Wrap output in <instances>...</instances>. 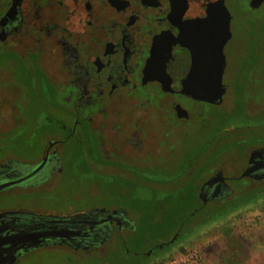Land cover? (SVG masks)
Instances as JSON below:
<instances>
[{
	"label": "flooded vegetation",
	"instance_id": "obj_1",
	"mask_svg": "<svg viewBox=\"0 0 264 264\" xmlns=\"http://www.w3.org/2000/svg\"><path fill=\"white\" fill-rule=\"evenodd\" d=\"M192 46L196 86L219 96L181 93ZM4 81L1 264L53 249L124 262L160 203L190 201L193 228L235 197L264 202V0H0Z\"/></svg>",
	"mask_w": 264,
	"mask_h": 264
},
{
	"label": "rangeland",
	"instance_id": "obj_2",
	"mask_svg": "<svg viewBox=\"0 0 264 264\" xmlns=\"http://www.w3.org/2000/svg\"><path fill=\"white\" fill-rule=\"evenodd\" d=\"M11 83L7 81L2 82V84L0 83V98H2L0 99V102L6 97L7 90L5 89H9V85H12ZM182 103L185 106H190L186 101H183ZM123 116L125 117L126 115L124 114ZM149 122H151L149 125H155V127H157V124L153 119L149 118ZM156 142L158 144V141L155 140V143ZM162 144L163 142H160L159 147H162ZM260 206L261 207H253V205H251L246 207L245 209L247 210L249 208L252 209L250 212H246L241 218H238L237 214L242 212L243 209L240 208L235 210L234 208L229 212L230 218L220 223V220L214 219L209 222L199 221L198 223H194V228H192L191 224L190 229L183 233L180 238V240H188L187 243L174 248L172 253L162 260L164 261L163 263L188 250H194L203 257L207 264H218L217 260L224 254V251H226L227 242L224 237V232L227 229H231L232 235L242 234L250 239L255 245L251 254L253 256L257 255L258 257H262V254H264V202ZM232 215L234 216L233 218ZM144 234V238H146L147 241L145 245L140 242L138 244H127L128 254L126 255V264H150L151 259L159 253V251L155 250L153 254L151 253L152 256H147V254L150 253L151 248L154 247V249H156V245L162 240H166L172 232L167 234L153 230L152 232H145ZM124 235L130 239L135 237V235L131 233H124ZM139 236L140 241L143 240L142 233H140ZM192 237L194 238L189 240ZM181 248L183 249V252L180 251ZM88 260V258H73L65 250L53 249L36 252L33 255L28 256L23 264H90L88 263ZM160 262L155 264H161Z\"/></svg>",
	"mask_w": 264,
	"mask_h": 264
},
{
	"label": "trees",
	"instance_id": "obj_3",
	"mask_svg": "<svg viewBox=\"0 0 264 264\" xmlns=\"http://www.w3.org/2000/svg\"><path fill=\"white\" fill-rule=\"evenodd\" d=\"M257 197H252L250 199H245L242 197H235L230 202L223 203L219 208L215 209L213 214L209 217H202L201 221L209 222L210 220H220V222L228 220L230 217V211L235 208L237 209H243L245 210L246 207L253 205H256V199ZM187 204L186 207H183ZM190 201L186 202H180V201H166L165 203H160L161 206H166L167 212L164 216L160 217V220L157 221V224H152L151 219H145L144 225H146L145 229H143V232H152L153 230H157L164 233H171L170 235H173V232H175V229L182 230L181 235L188 231L191 226V221H194L189 214H185V211L189 209ZM159 202H139L137 205V209L140 210H151L152 206H158ZM159 205V206H160ZM252 209V208H251ZM251 209L249 208L248 211L250 212ZM175 211H180V215L177 214ZM247 211V212H248ZM244 215L240 214V212L237 214L238 218L243 217ZM234 216L232 215V218ZM194 228V227H193ZM231 229H227L224 232V237L227 242L226 251H224V254L221 255V257L217 260L218 264H246L247 260L252 256V250L254 249V244L250 241V239L246 238L242 234H236L232 235ZM183 249L181 248L180 251ZM183 252V251H182ZM90 260V261H89ZM88 263L90 264H126V258L124 259V262L117 261L115 259H112L110 257L108 258H99V259H89ZM205 261V260H204ZM164 261L160 262L161 264Z\"/></svg>",
	"mask_w": 264,
	"mask_h": 264
},
{
	"label": "water",
	"instance_id": "obj_4",
	"mask_svg": "<svg viewBox=\"0 0 264 264\" xmlns=\"http://www.w3.org/2000/svg\"><path fill=\"white\" fill-rule=\"evenodd\" d=\"M211 17H212V14L209 13L208 18H211ZM218 17L223 18L225 20L224 24L226 26L228 25L229 16H228L227 11L224 8H220V12H219ZM191 26L194 27L195 22H192ZM186 27L187 26H185V25L182 26L181 33L175 41L178 44L183 45V46L186 45V42H189V41L194 39V37L192 35H189L186 31L184 33L183 29ZM221 44H223V41L221 42ZM221 44H220V47H221ZM188 48L191 51L192 65H191V69H190L188 76L186 77V79L182 83L181 93L190 97V98H193V99L202 98L203 100H209V98H211V96H214V95L219 96L222 92V89L220 88V86H218L217 88H206V87H197L196 86V53H195V48L193 46L188 47ZM220 51H221V48H220ZM220 59H221V56H220ZM220 76H221V70L218 73L219 80H220ZM164 90H166V89H164ZM174 239H175V237H174ZM172 241L170 243H172Z\"/></svg>",
	"mask_w": 264,
	"mask_h": 264
},
{
	"label": "built area",
	"instance_id": "obj_5",
	"mask_svg": "<svg viewBox=\"0 0 264 264\" xmlns=\"http://www.w3.org/2000/svg\"><path fill=\"white\" fill-rule=\"evenodd\" d=\"M162 264H207L203 257L194 250H188L185 253L172 258L171 260Z\"/></svg>",
	"mask_w": 264,
	"mask_h": 264
},
{
	"label": "crops",
	"instance_id": "obj_6",
	"mask_svg": "<svg viewBox=\"0 0 264 264\" xmlns=\"http://www.w3.org/2000/svg\"><path fill=\"white\" fill-rule=\"evenodd\" d=\"M264 254H262V257H258L257 255H252L246 262V264H264Z\"/></svg>",
	"mask_w": 264,
	"mask_h": 264
}]
</instances>
